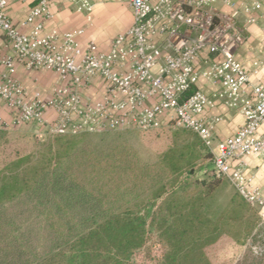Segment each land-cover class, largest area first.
<instances>
[{
    "label": "built area",
    "instance_id": "built-area-1",
    "mask_svg": "<svg viewBox=\"0 0 264 264\" xmlns=\"http://www.w3.org/2000/svg\"><path fill=\"white\" fill-rule=\"evenodd\" d=\"M9 1L0 0L5 39L0 42V102L9 112L7 119L0 114V128L33 125L38 137L125 128L190 130L211 151L215 175L227 179L264 224V185L253 182L245 162L248 156L264 161V83L251 80L234 53L243 41L235 17L261 10L264 0L241 7L223 0L228 14L217 9L219 0H118L131 8L133 22L108 50L94 41L82 44L83 28L46 29L53 18L51 0H18L31 3L21 23L28 31L21 32L8 15ZM65 1L91 22L90 0ZM4 47L9 53H2ZM205 51L218 59L201 66ZM19 66L55 73L51 95L44 98L25 86L16 76ZM200 79L219 89L207 95L197 87ZM216 101L241 114L244 123L214 144L220 116L206 112Z\"/></svg>",
    "mask_w": 264,
    "mask_h": 264
},
{
    "label": "trees",
    "instance_id": "trees-1",
    "mask_svg": "<svg viewBox=\"0 0 264 264\" xmlns=\"http://www.w3.org/2000/svg\"><path fill=\"white\" fill-rule=\"evenodd\" d=\"M95 134L101 141H93ZM125 134L57 135L36 152L16 150L3 161L0 264H134L136 252L154 244L162 249L157 264L233 263L260 217L234 188L222 210L208 214L209 202L230 184L215 175L211 151L195 133L178 129L147 161ZM6 142L0 128V146ZM116 192L131 197L99 211ZM17 210L43 216L45 253L29 255L35 228H7Z\"/></svg>",
    "mask_w": 264,
    "mask_h": 264
},
{
    "label": "crops",
    "instance_id": "crops-1",
    "mask_svg": "<svg viewBox=\"0 0 264 264\" xmlns=\"http://www.w3.org/2000/svg\"><path fill=\"white\" fill-rule=\"evenodd\" d=\"M234 1L241 7L242 4H250L253 0ZM90 2L93 4V11L92 20L88 22L84 14L76 13L65 0H51L50 8L53 18L46 22V29L56 28L60 32H65L83 28L84 33L79 38L82 44L94 41L99 49L108 50L111 41L131 26L133 22L131 8L126 3L118 0H90ZM30 6V2L10 0L7 7L11 21L24 33L28 31V26H22L21 23L26 17ZM216 7L224 14L231 11L223 3V0H219ZM250 17H254L255 21L250 22ZM235 23L240 28L243 36L242 43L234 52L235 58L251 80L264 83V7L251 14L240 11L235 17ZM0 42L5 43L1 32ZM2 53H9V49L4 47ZM216 58V55L205 51L198 62L199 65L203 66L204 61L212 62ZM16 76L31 90H38L44 98L51 95L52 88L57 81V76L53 72L29 71L21 66L17 68ZM197 87L209 96L219 89L218 86L210 85L202 79L199 80ZM0 114L6 119L9 118V112L1 102ZM206 114L220 116V121L215 124L212 132L214 144L219 140L232 136L244 123L241 114L233 109L226 108L218 101L207 110ZM48 115L49 117L53 116L51 112ZM245 162L247 172L253 177V182L257 185H264V161L256 156H248L245 158Z\"/></svg>",
    "mask_w": 264,
    "mask_h": 264
},
{
    "label": "rangeland",
    "instance_id": "rangeland-1",
    "mask_svg": "<svg viewBox=\"0 0 264 264\" xmlns=\"http://www.w3.org/2000/svg\"><path fill=\"white\" fill-rule=\"evenodd\" d=\"M126 131L124 137L131 140L133 146H135L143 158L147 161L153 160L155 154L160 152L167 144V134L173 133L178 129L173 127H163L154 131H141L135 128L120 129ZM7 133L8 142L0 146V166L3 161L9 160L15 155L17 150L20 154H31L38 151L41 146L52 141L55 136L38 137L35 133V127L33 125H20L10 126L5 128ZM115 131V130H114ZM108 132V131H106ZM113 132V131H112ZM75 139H80L82 135L73 136ZM93 141H101L100 136L97 134L92 135ZM107 139V138H106ZM234 190L231 184L227 185L218 192L216 197L212 199L207 208V212L211 216L218 214L226 204L228 192ZM131 196L116 192L113 196L102 201L104 208L99 211L109 209L108 206L118 204L120 202L127 201ZM21 210L15 211L17 214H21L15 217L14 223L7 228H35L33 231L34 242L32 248H29L30 256L33 254L41 255L49 248V237L48 232L43 228H48L44 222L43 216L36 212H29L27 215ZM30 214V216H29ZM258 229H256L252 238H249L244 246L235 254L232 264H259L264 262V224L259 223ZM56 228H60L62 225L54 222ZM65 227V226H64ZM41 228V229H37ZM79 228H83L80 226ZM155 242L152 239L151 244ZM161 247L159 245H150L147 250L136 252L134 256V264H157L161 257ZM220 255L223 256V251H219Z\"/></svg>",
    "mask_w": 264,
    "mask_h": 264
}]
</instances>
